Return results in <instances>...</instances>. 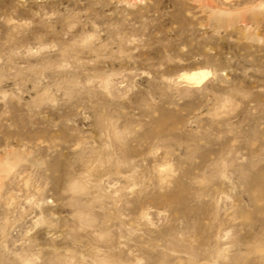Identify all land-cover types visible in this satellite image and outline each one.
<instances>
[{
	"label": "rangeland",
	"instance_id": "obj_1",
	"mask_svg": "<svg viewBox=\"0 0 264 264\" xmlns=\"http://www.w3.org/2000/svg\"><path fill=\"white\" fill-rule=\"evenodd\" d=\"M0 264H264V0H0Z\"/></svg>",
	"mask_w": 264,
	"mask_h": 264
},
{
	"label": "bare ground",
	"instance_id": "obj_2",
	"mask_svg": "<svg viewBox=\"0 0 264 264\" xmlns=\"http://www.w3.org/2000/svg\"><path fill=\"white\" fill-rule=\"evenodd\" d=\"M208 73L206 71H194L183 75V78L188 82L193 84H200L206 77Z\"/></svg>",
	"mask_w": 264,
	"mask_h": 264
}]
</instances>
